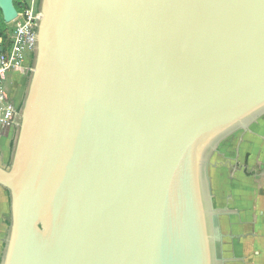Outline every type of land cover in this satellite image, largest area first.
Here are the masks:
<instances>
[{
	"label": "water",
	"instance_id": "1",
	"mask_svg": "<svg viewBox=\"0 0 264 264\" xmlns=\"http://www.w3.org/2000/svg\"><path fill=\"white\" fill-rule=\"evenodd\" d=\"M40 11L1 264H215L212 158L264 116V0Z\"/></svg>",
	"mask_w": 264,
	"mask_h": 264
},
{
	"label": "crops",
	"instance_id": "2",
	"mask_svg": "<svg viewBox=\"0 0 264 264\" xmlns=\"http://www.w3.org/2000/svg\"><path fill=\"white\" fill-rule=\"evenodd\" d=\"M221 148L213 154L211 169L215 264H264V117ZM6 161L0 166L5 168ZM9 224V193L0 185V264Z\"/></svg>",
	"mask_w": 264,
	"mask_h": 264
},
{
	"label": "built area",
	"instance_id": "3",
	"mask_svg": "<svg viewBox=\"0 0 264 264\" xmlns=\"http://www.w3.org/2000/svg\"><path fill=\"white\" fill-rule=\"evenodd\" d=\"M16 19L12 22L10 44L4 48L0 39V127L10 126L17 116L16 107L5 92L10 73L17 71L35 50L36 31L42 17L40 0H14Z\"/></svg>",
	"mask_w": 264,
	"mask_h": 264
},
{
	"label": "rangeland",
	"instance_id": "4",
	"mask_svg": "<svg viewBox=\"0 0 264 264\" xmlns=\"http://www.w3.org/2000/svg\"><path fill=\"white\" fill-rule=\"evenodd\" d=\"M13 5L17 11V7L14 0H13ZM1 21H3V19H2V14L0 12V22ZM7 25L9 26L11 25L12 27V23ZM33 67H34V53L31 56L25 58L21 67L17 71H15L14 74L10 73L8 75V79L4 85L5 92L7 95L9 91H11L10 88L15 86L18 87L15 98L13 99V95L11 97V99H13V101L15 102L17 118L26 96L30 74L31 71L33 70ZM263 117L264 116H262L259 120H261ZM18 130H19V122L18 120L16 121V119H14V122L10 126L0 127V160H1L0 162H2L3 158L7 157L5 168H8L11 164L12 154L14 150V148L13 149L11 148V143H14L15 146Z\"/></svg>",
	"mask_w": 264,
	"mask_h": 264
},
{
	"label": "trees",
	"instance_id": "5",
	"mask_svg": "<svg viewBox=\"0 0 264 264\" xmlns=\"http://www.w3.org/2000/svg\"><path fill=\"white\" fill-rule=\"evenodd\" d=\"M11 34H12V27L11 25H7L3 23V21L0 22V39H1V44L4 48H7L8 45L10 44V39H11ZM11 148H14V143H11Z\"/></svg>",
	"mask_w": 264,
	"mask_h": 264
},
{
	"label": "flooded vegetation",
	"instance_id": "6",
	"mask_svg": "<svg viewBox=\"0 0 264 264\" xmlns=\"http://www.w3.org/2000/svg\"><path fill=\"white\" fill-rule=\"evenodd\" d=\"M10 90L11 91H9V93H8V97L10 98V100H11V102L13 103V105L15 106V102L13 101V99L15 98V95H16V92H17V90H18V87H12V88H10ZM12 91H13V93H12ZM12 95H13V99H11V97H12ZM20 106V105H19ZM16 107V106H15ZM16 121L18 120V118H17V116H16ZM223 143H225V142H222V143H220V145L219 146H217V148H219V150L220 151H222V148H221V145L223 144Z\"/></svg>",
	"mask_w": 264,
	"mask_h": 264
}]
</instances>
